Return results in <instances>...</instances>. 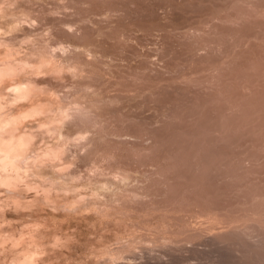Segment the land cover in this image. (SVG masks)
<instances>
[{"label":"clouds","instance_id":"9594fccd","mask_svg":"<svg viewBox=\"0 0 264 264\" xmlns=\"http://www.w3.org/2000/svg\"><path fill=\"white\" fill-rule=\"evenodd\" d=\"M112 4L0 0V264H128L130 242L160 225L149 190L162 185L171 157L168 141L155 133L183 134L185 122L165 103L159 78L192 83L196 68L203 69L197 76L215 78L240 31L264 19L250 0H215L206 18L168 28L169 41L187 58L178 65L161 31L120 27L123 12ZM171 14L160 9L162 21ZM18 87L30 94L18 98ZM159 153L167 158L156 163ZM222 164L246 170L251 161ZM29 186L51 191L45 199ZM79 199H87V211L106 207L108 221L82 226L86 209L70 207Z\"/></svg>","mask_w":264,"mask_h":264},{"label":"rangeland","instance_id":"374dc122","mask_svg":"<svg viewBox=\"0 0 264 264\" xmlns=\"http://www.w3.org/2000/svg\"><path fill=\"white\" fill-rule=\"evenodd\" d=\"M173 1L169 28L197 23L215 8V0ZM250 2L264 10V0ZM159 10L153 17L140 11L143 18L139 17V24L123 15L120 27L163 32ZM167 34L164 42L173 53L170 62L185 64L187 58L169 41L168 30ZM257 41L263 45H252ZM107 50L111 51V45ZM135 51L130 50L125 58L130 59ZM227 54L230 59L215 78L197 76L202 68L193 70L192 83L181 84L178 77L159 78L165 103L179 108L185 122L183 134L175 129L155 133L157 139L168 141L165 152L171 157L170 164L164 166L167 171L162 185L149 190L150 207L160 225L130 242L125 253L128 264H264V19L257 18L241 30ZM71 71L75 76L76 69ZM133 115L142 121L150 119L142 112ZM167 157L159 153L155 162ZM121 158L129 164L126 151L121 152ZM240 158L251 161L248 169L222 164ZM99 171L95 169L94 174ZM70 207L73 211L86 209L79 220L82 226L95 227L97 218L101 222L109 219L106 207L87 211V199L73 200ZM67 211L64 208L57 215L62 217ZM145 211L143 206L137 209L138 214ZM31 227L38 229L35 224Z\"/></svg>","mask_w":264,"mask_h":264},{"label":"bare ground","instance_id":"6f19581e","mask_svg":"<svg viewBox=\"0 0 264 264\" xmlns=\"http://www.w3.org/2000/svg\"><path fill=\"white\" fill-rule=\"evenodd\" d=\"M180 1V0H179ZM112 6L113 7H116V8H118L120 11H122L123 12V15H124V17H125V20H127V21H130V22H132V23H138L139 24V22H137L138 21V19H139V17L141 18V20H142V18L143 17H141V13H140V11H143V13H145L147 16H149V17H153V16H155V14H156V10H158V8L159 9H162V8H168V7H170V8H173V6H174V1L173 0H113V4H112ZM157 7V8H156ZM176 8V7H175ZM159 12H160V10H159ZM158 12V13H159ZM178 11H176V13H177ZM209 12H211V11H209ZM172 14H173V12H172ZM146 16V17H147ZM161 16V15H160ZM149 17H147L146 19H148ZM171 18H173V16L171 15L170 16ZM170 17H169V19L167 20V21H162L161 22V25H162V27H163V32H162V29L161 30H159V31H161V33H162V36H163V39H164V41L165 42H167L168 41V34H167V30H168V28H169V25H170V22H169V20H170ZM156 18V17H155ZM159 18V17H158ZM145 19V18H144ZM152 19V18H151ZM140 20V21H141ZM172 20V19H171ZM42 21H43V23L45 24V25H48V24H52L53 23V20H52V18H49V17H42ZM151 21H153V22H155L154 20H151ZM161 21V20H160ZM178 21H179V19H178ZM120 22H122V21H120ZM146 22H149V21H146ZM156 22H157V20H156ZM143 23H144V21H143ZM141 24V23H140ZM120 26V25H119ZM149 26V25H148ZM158 26V25H157ZM156 26V27H157ZM154 27V26H153ZM159 27V26H158ZM151 29H153V28H151ZM126 30H128L127 28H126ZM129 30H133L132 28L130 29L129 28ZM134 30H136V29H134ZM256 34V33H255ZM53 35H55V33H53ZM141 39V38H140ZM240 41V40H239ZM33 43H35V41L33 42ZM167 44V43H166ZM252 45H254V46H261V45H263L262 43H260L259 41H257V42H253L252 43ZM167 46H168V44H167ZM62 50V49H61ZM257 52L259 53L260 52V50H257ZM58 75H59V73H57ZM163 76V75H162ZM165 77V76H164ZM166 78V77H165ZM175 84V83H174ZM174 84H171V85H174ZM182 84V83H181ZM186 85V84H185ZM166 87V86H165ZM169 87H171L170 85H169ZM184 87V86H183ZM189 88V87H188ZM190 89V88H189ZM30 89H27V88H23V87H18L17 88V90H16V95H17V97L18 98H24V97H26V95H28V94H30ZM188 91H190V90H188ZM171 92V91H170ZM170 94V93H169ZM164 95H166V94H164ZM173 96V95H172ZM221 96V95H220ZM185 97V96H184ZM166 98V97H165ZM171 98V97H170ZM173 99V98H172ZM178 99H180V98H178ZM185 102V101H184ZM180 104V103H179ZM190 118V117H189ZM31 188V187H30ZM35 188H37L36 186H35ZM32 190H35L34 189V187L32 188ZM36 191V190H35ZM41 191L43 192V194H44V196H46V198H48L47 196H48V192H49V189L48 190H43V189H41ZM45 198V199H46Z\"/></svg>","mask_w":264,"mask_h":264}]
</instances>
